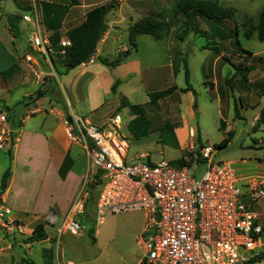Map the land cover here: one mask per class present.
Returning a JSON list of instances; mask_svg holds the SVG:
<instances>
[{"label":"crops","instance_id":"1","mask_svg":"<svg viewBox=\"0 0 264 264\" xmlns=\"http://www.w3.org/2000/svg\"><path fill=\"white\" fill-rule=\"evenodd\" d=\"M177 1L3 0L0 2V114L3 112L8 115L9 121L6 126L12 137L16 138L13 143L8 141L7 148L0 149L1 179L3 174L8 172L6 187L0 196V206L10 209L11 218L22 223L28 229L29 236L38 224L43 225L45 233L46 228H50L54 232L67 214H72L76 220L80 213L76 209L77 199L81 197L80 193H84L86 202L96 190L90 187L91 184L85 185V182L90 180L87 177L89 161L83 147L68 138L67 128L64 124L66 120L70 119L73 123L74 119L81 118L87 123L104 126L120 110L132 114L129 106H146L150 103V94L169 88L176 89L168 97L160 99V103L176 94L180 95V99L186 100L187 104L188 101L190 102L192 98L190 92L181 93L179 90L185 87L182 88L177 83L161 91L154 88V85L162 80L164 75L176 79L177 73L181 70L180 63L183 61L179 56L182 55L181 47L187 35L183 39L179 38L181 34H184L182 29H178L179 24L174 28L175 37L173 38L162 36L160 40H155L149 35H138L133 41L136 45L135 49H131L129 42V29L135 23L150 15L158 17L168 6H174ZM237 1H240L237 7L231 5L230 2L224 3L225 0H217V5L223 9L231 8L235 12H241L242 6L258 7L256 3L260 4L258 7L260 11L264 7V0ZM99 6L108 7L105 16L106 30L97 43L92 62H84L64 73L63 68H58L53 57V62L57 69L61 70V74L55 70V76H52L50 66L38 59L40 66L33 67V70L40 74V77L37 78L32 72V67L23 62V55L21 54V56L18 50L19 42L26 45L25 53L29 50L26 42L28 28L20 21L17 37H14L8 30L6 16L21 17L25 12H30L33 7H36L42 30L49 42L55 33L58 34L59 42H61L67 40V32L79 26L90 10ZM20 12L22 13L20 14ZM197 18L199 17L195 19ZM199 32L205 33L201 30ZM254 33L256 34L254 31L251 34ZM244 39L247 38L244 37ZM196 50L210 51L204 47H201V50L196 48ZM126 52L127 56L116 67L105 64L117 61L119 55ZM211 55L204 84L211 89L210 93L218 107L222 102L227 104L230 98L227 88L231 87L227 85L228 77L226 78V76H231V73L221 63L224 61L222 51L220 55L216 53ZM258 55L264 56V50L253 53L252 57ZM237 56L241 58L239 54ZM184 64V74L187 70L190 79L188 64L185 61ZM202 69H205V63H203ZM223 70L227 71L226 75L221 73ZM43 73L46 76L41 79ZM58 76H61V80L58 79ZM42 83L45 84L42 86ZM53 86L56 90L50 92L49 89ZM40 94H49L53 100H50L46 107H38L37 100ZM136 96L142 98L143 104H131ZM31 110L33 113H29ZM186 110L192 118L197 111L195 106L194 109H191L188 105ZM218 116L221 118L220 112H218ZM141 118L143 117L140 113L128 118L130 121L134 120L138 126V130L133 131L135 132L134 137L128 139L127 132L122 133L124 122L121 117V133L127 140L128 151L131 148L134 150L132 152H135L134 148L138 146L139 140L144 138L137 139L136 135L149 133V129L146 127L147 121H141ZM257 118L258 115L253 120L256 121ZM2 127L3 124L0 123V129ZM185 128V126L176 128L174 132L179 134V132H184ZM227 128L230 130V127L227 126L224 130L225 134H228ZM187 133L188 139L186 140L180 139L177 135L174 139V143H177L182 149L193 145L192 141L195 135L190 126L187 128ZM151 149L148 150L152 151ZM80 159L83 160V166L78 172L76 167L77 161ZM253 160L255 164L251 172L240 173L241 175L262 170L264 158L255 157ZM241 162L242 164L247 163L246 160ZM236 171L240 172L237 168ZM71 181L75 183L73 191L66 196H60V191H63L65 185ZM34 187L37 190L32 193ZM48 196L51 201L46 203ZM61 202L60 207L59 203ZM50 214L57 217L53 226L48 225L46 221ZM143 231L144 223L140 234ZM0 243L4 245L2 249L13 252L15 247L21 254L36 257L38 264H54L53 261H49L45 249L35 250L33 247H29L30 243L25 244L27 246H14L12 241L7 240H0ZM58 262L71 264L62 263L59 255ZM138 263L139 261L136 264ZM261 264L264 263L261 262Z\"/></svg>","mask_w":264,"mask_h":264},{"label":"built area","instance_id":"2","mask_svg":"<svg viewBox=\"0 0 264 264\" xmlns=\"http://www.w3.org/2000/svg\"><path fill=\"white\" fill-rule=\"evenodd\" d=\"M29 15L20 17L28 28L29 50L23 55L28 66H40L43 60L55 76L53 51L63 56L68 40L57 49L45 36L39 13L33 7ZM55 54V53H54ZM40 59V60H38ZM86 62H92V57ZM36 77L40 74L32 71ZM41 75V79H43ZM29 113H33L31 110ZM0 149L8 147L12 137L5 115L0 114ZM68 138L86 152L89 168L85 185L99 187L95 203V221L99 225L107 213L141 211L144 231L137 240L141 252L138 264H252L259 260L260 236L264 230L253 205L264 201V166L256 173L237 174L231 162L214 160L217 149L194 145L185 148L184 165L163 158L153 161L147 152L128 154V145L121 133V117L113 115L104 126L81 118L64 122ZM227 128V132H229ZM203 162L205 169L197 180L189 174L188 164ZM87 183V184H86ZM86 196L77 199L76 209L82 212ZM57 217L48 215L53 226ZM11 218L10 209L0 206V227L9 232L21 230ZM80 223L67 215L56 230V264L60 236L63 232L78 235Z\"/></svg>","mask_w":264,"mask_h":264},{"label":"rangeland","instance_id":"3","mask_svg":"<svg viewBox=\"0 0 264 264\" xmlns=\"http://www.w3.org/2000/svg\"><path fill=\"white\" fill-rule=\"evenodd\" d=\"M187 1L188 0H178L174 6H168L167 9L158 16L159 19L169 27L167 32L163 33V36L167 38L175 37L174 28L176 25H174L172 17L177 13V15L183 16V14L179 12L178 5H184V2ZM210 1L216 2L217 4V0ZM228 2L234 7L240 4V1L237 0H225L224 3ZM256 4L260 7V4ZM243 7L244 6L241 7V12H235L230 8L234 11L232 20L224 23H214L203 17L195 19L196 21L194 18H191L190 23L194 24L193 27L195 29H189V34H187V37L183 41L181 47L182 55L179 56L183 61V63H180V72L177 73L176 79L172 78V80L164 75L162 80L154 85L157 91L166 89L168 86L174 85L175 83L182 88L186 87L183 68V66L185 67V61V63L188 64L191 74L189 83L192 91L190 90L188 92H190L192 98L190 102L188 101V104L186 100L180 99L179 94H176L172 98L162 100L161 103L159 100L149 103L146 106L141 105L138 113L132 110V114L129 112L126 113L123 110L117 113L123 118L124 125L122 126H124V130L122 129V133L124 134L127 132L128 139L134 137L135 132L133 131L138 130L135 121L128 120L129 117L132 118L134 115L140 113L143 117L140 120L147 121L146 127L149 129V133L135 136L137 139L144 138L139 140L138 146L134 148L135 152H132L134 150L131 148L127 151L129 156L139 152H147L150 154L153 161H159L160 158H163L176 165L177 161L181 160L184 156H189V154L187 155L184 148L182 149L177 143H174V139L176 135L180 139H188L187 128L190 126L195 135L192 141L194 153H198L201 147L212 146L217 149L214 160L217 162H231L233 167L240 171L237 172V174L251 172L255 164L253 160L255 157L264 158V126H256V121L253 120L256 115H259L260 108L264 104V56L258 55L252 57L250 55H243L239 52V48L251 54L264 50V41H259L257 34L254 33L251 34L249 38L247 37V33H252L254 31L258 15L261 11L258 7ZM21 13L22 12H20V14ZM25 14L29 15L30 13L25 12ZM236 28L238 32L235 33L236 35L232 34V31ZM200 30L205 33L201 34L199 32ZM244 37L247 39H244ZM237 39L240 43L239 46L236 42ZM213 43L215 45H213ZM19 44V53L20 55H24L26 45L20 42ZM216 46L224 53V56L228 60L221 61V63L231 73V76H226V78L228 77L227 85L231 87L230 89L227 88L230 93V98L227 104L222 102L221 106L218 107L210 93L211 89L204 84L207 65L211 62V54L215 55V52L214 50H210L211 53L207 50H196V48L201 50V47H210L211 49ZM56 52L55 50L53 51V57L58 64V68L61 69L59 66L61 61ZM237 54L242 57L239 58ZM203 63H205V69H202ZM239 65L242 69L243 66L253 67V70L248 73V82L242 80L241 71L238 70ZM116 66L117 65L111 67ZM54 67H56L55 64ZM221 73L226 75L227 71L223 70ZM58 79L61 80V76H58ZM44 84L45 83H42V86ZM258 84L260 85L258 86ZM53 90H56L54 86L49 89L50 92H53ZM50 100L53 99L49 94H41L37 100L38 107H46L50 103ZM131 104H143L142 98L136 96ZM187 105L190 106L191 109H194V106L197 109L193 118L190 117L186 110ZM218 112H220L221 118H219ZM2 114L5 115L7 121H9L8 115L3 112ZM182 126L186 127L184 129L185 131L175 134L174 129L181 128ZM227 126L230 127L229 132L232 133L230 142L228 145L218 148L221 141L228 136L224 133ZM242 160H246L247 163L242 164ZM82 166L83 160L80 159L77 161L76 167L78 172L81 170ZM188 166L189 174L199 180L205 169V164L201 161L195 162L193 160ZM1 172L2 168H0V181ZM35 186L37 187L36 184ZM74 187V181L69 182L65 185V189L60 191V196H66L69 192L73 191ZM36 190L35 187L32 188V193ZM98 191L99 187L96 188L95 192L85 202L82 212L79 213L76 219L82 228L79 234L72 235L69 232H64L60 236L61 242L59 243L58 254L61 262L71 264H136L141 258L137 240L141 235L140 231L144 223L143 212L107 213L102 223L97 225L95 221V203ZM80 196L83 197L84 193L81 192ZM50 201L51 199L48 196L46 203ZM61 204L62 202L59 203L60 207ZM253 209L261 217L260 224L264 230V202L259 201L257 204H254ZM66 216H64V218ZM15 222L16 225L21 226V230L9 232L4 227H0V240L12 241L14 246H24L28 243V238L30 237L29 231L22 223L16 220ZM45 231L48 239H45L43 242L30 243L29 247H33V249L39 251L45 249L49 261H53V263L56 264L57 249L56 240L54 239L57 233L56 230L52 232L50 228H46ZM92 238L95 240V244L94 241L91 240ZM259 241L260 249L258 252L261 254V257L252 264L264 263V232L260 236ZM3 247L4 245L0 243V264H38L36 257L33 258L23 253L21 254L15 247L13 252L2 249ZM37 253L39 252L37 251Z\"/></svg>","mask_w":264,"mask_h":264},{"label":"trees","instance_id":"4","mask_svg":"<svg viewBox=\"0 0 264 264\" xmlns=\"http://www.w3.org/2000/svg\"><path fill=\"white\" fill-rule=\"evenodd\" d=\"M3 0H0V2ZM184 5H178L179 12L183 14V16H179L177 14L173 15V23L174 25H178V29H182L184 34L179 36L180 39H183L189 29L194 30V24L190 23L191 18L199 17L208 19L214 23H223L224 21H231L233 10L231 9H223L219 7L216 2L208 1H199V0H188L184 2ZM113 7V6H111ZM108 7L107 6H99L90 10L86 15L82 23L69 30L66 34V39L70 42V46L65 49L63 56H59L60 63L59 66L63 68V72H68L78 65L86 62L89 58H91L96 50L97 43L100 41L101 36L103 35L104 31L106 30L105 25V16L107 13ZM186 16V18H185ZM7 24L9 32L14 36L17 37L18 34V24L20 23V17L17 15H7ZM175 26V28H176ZM169 29L167 24H164L163 21L154 15H150L149 17H145L135 23L129 29V42L131 45V49H135L136 45L134 44V38L138 35H149L155 40H160L163 36V33L167 32ZM235 31V32H234ZM237 29L232 31V34H235ZM254 32L257 34V38L259 41H264V7L262 8L260 14L258 15L256 25L254 27ZM249 35L251 33H247ZM236 35V34H235ZM215 38V37H214ZM51 44L56 47L57 43L59 42V36L57 33L50 39ZM238 46L239 40H236ZM213 45H215L213 43ZM210 49V47L208 48ZM210 50H214L217 55H220L221 50L217 48H211ZM239 52L243 55L252 56V54L242 48H239ZM127 52L124 54H120L118 60L115 62L105 63L108 66H115L120 63V61L126 56ZM242 57V56H241ZM222 59L228 61L225 56H222ZM231 64V63H230ZM233 65V64H232ZM239 65L238 70L241 71V78L243 81H247L248 73L253 70L251 66H243V69L240 68ZM56 71L58 74H61V71L57 69ZM185 83L186 87L184 89L179 90L181 93H185L188 91H192L191 85L189 83V73L185 70ZM246 76V77H245ZM260 84H258L259 86ZM176 88H169L165 91L156 92L149 95L150 103L159 101L160 99L166 98L171 95ZM41 95V94H40ZM129 108L138 113L140 106H129ZM70 121V119H69ZM256 126H264V105L259 111L258 118L256 120ZM231 132H228V136L225 137L221 143L219 144L218 148H222L230 142ZM177 164L182 166L185 164L183 158L177 161ZM8 179V172L6 171L1 179L0 184V196L4 192L6 187V182ZM47 238L46 233L44 232V228L42 224H38L32 231L31 236L28 238V243L34 242H41ZM92 241H95L93 238Z\"/></svg>","mask_w":264,"mask_h":264}]
</instances>
